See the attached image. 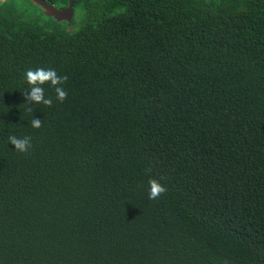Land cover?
<instances>
[{"label":"trees","instance_id":"16d2710c","mask_svg":"<svg viewBox=\"0 0 264 264\" xmlns=\"http://www.w3.org/2000/svg\"><path fill=\"white\" fill-rule=\"evenodd\" d=\"M73 7L0 1V264H264V0Z\"/></svg>","mask_w":264,"mask_h":264},{"label":"clouds","instance_id":"9594fccd","mask_svg":"<svg viewBox=\"0 0 264 264\" xmlns=\"http://www.w3.org/2000/svg\"><path fill=\"white\" fill-rule=\"evenodd\" d=\"M68 77L66 75H58L54 68L39 67L36 69H28L24 73V81L30 86V90L23 92L26 104L36 105L43 104L46 107L53 105L52 97H45L44 84L49 86L55 92V99L59 102H63L67 98V91L63 85L67 82ZM29 107V111H33V107ZM32 128L38 129L42 127V120L33 118L30 122ZM8 143L14 146V150L26 153L31 148V137L25 136L18 138L15 135L8 136ZM167 191L166 187L162 185L155 178L148 180V198L151 200L158 199L162 194Z\"/></svg>","mask_w":264,"mask_h":264},{"label":"water","instance_id":"95a60500","mask_svg":"<svg viewBox=\"0 0 264 264\" xmlns=\"http://www.w3.org/2000/svg\"><path fill=\"white\" fill-rule=\"evenodd\" d=\"M33 3L41 6L46 15L54 17L58 21H70L73 17V0H69L64 7H58L47 0H31Z\"/></svg>","mask_w":264,"mask_h":264},{"label":"rangeland","instance_id":"374dc122","mask_svg":"<svg viewBox=\"0 0 264 264\" xmlns=\"http://www.w3.org/2000/svg\"><path fill=\"white\" fill-rule=\"evenodd\" d=\"M0 1H2V0H0ZM24 1H26V0H24ZM31 2H32V1H31ZM32 4H33L34 6H37V7H39L38 5H36V4H35V3H33V2H32ZM68 22H69V21H68Z\"/></svg>","mask_w":264,"mask_h":264},{"label":"bare ground","instance_id":"6f19581e","mask_svg":"<svg viewBox=\"0 0 264 264\" xmlns=\"http://www.w3.org/2000/svg\"><path fill=\"white\" fill-rule=\"evenodd\" d=\"M74 8V7H73Z\"/></svg>","mask_w":264,"mask_h":264}]
</instances>
